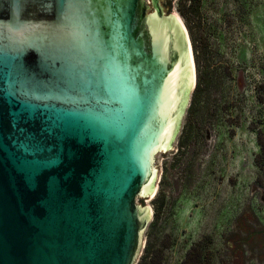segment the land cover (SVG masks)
Masks as SVG:
<instances>
[{
  "label": "water",
  "instance_id": "95a60500",
  "mask_svg": "<svg viewBox=\"0 0 264 264\" xmlns=\"http://www.w3.org/2000/svg\"><path fill=\"white\" fill-rule=\"evenodd\" d=\"M148 10L0 0V264H137L194 87L174 7Z\"/></svg>",
  "mask_w": 264,
  "mask_h": 264
},
{
  "label": "rangeland",
  "instance_id": "374dc122",
  "mask_svg": "<svg viewBox=\"0 0 264 264\" xmlns=\"http://www.w3.org/2000/svg\"><path fill=\"white\" fill-rule=\"evenodd\" d=\"M173 7L211 62L199 60L176 153L160 162L137 264H200L198 257L262 264L256 257L264 250L247 246L240 257L230 246L242 211L248 228L264 229V0H176Z\"/></svg>",
  "mask_w": 264,
  "mask_h": 264
},
{
  "label": "flooded vegetation",
  "instance_id": "af4514ba",
  "mask_svg": "<svg viewBox=\"0 0 264 264\" xmlns=\"http://www.w3.org/2000/svg\"><path fill=\"white\" fill-rule=\"evenodd\" d=\"M148 3V7H149V15H152L154 13H156L157 11L161 12L164 16H165V12L167 11H171L173 4L175 3L176 0H165V2L163 3L162 1L164 0H145ZM159 1V2H157ZM165 10V11H164ZM166 18H174L176 19L179 23L180 21L178 20V18L175 15H169ZM181 24V23H180ZM182 26V24H181ZM183 32H184V36H185V49H186V59H187V63L189 64V67L191 68V74H192V82H191V87L193 85V72H194V86L197 83V74H196V69L199 68L200 66V62L199 60L201 59H205L207 58V62L210 63V59L209 56L211 54V51H201L200 49H198L195 45V41L191 38V34L190 31L188 29V27L185 25L184 23V27L182 26ZM222 55L225 53H221ZM225 56V55H224ZM225 58V57H223ZM207 77L212 76L213 74L207 75L205 74ZM215 75V74H214ZM216 76V75H215ZM206 77V78H207ZM220 77V75H218V78ZM205 78V77H203ZM201 151H200V155H205V150L206 147L201 146ZM209 155V154H208ZM207 164V163H203ZM189 175V174H188ZM157 177H158V170H157V174H156V179L154 182V185L158 186L157 183ZM195 182L194 180H192L191 176H187V179L185 181L186 183V187H194L195 186ZM206 184V183H205ZM248 206L245 207V210H247ZM237 221V227H238V231H236L234 233V241L232 246L233 249V255L235 256H240V257H246V253L244 252V249L249 246V247H253V249H258L259 251L262 249L264 250V229H255V228H248L249 223H247V216L244 214V211L241 212V215L239 217L236 218ZM241 233L244 235L241 236ZM262 244V245H261ZM256 256V255H254ZM264 256V254H263ZM261 256V254L256 257L257 261H261L262 264H264V257Z\"/></svg>",
  "mask_w": 264,
  "mask_h": 264
},
{
  "label": "trees",
  "instance_id": "16d2710c",
  "mask_svg": "<svg viewBox=\"0 0 264 264\" xmlns=\"http://www.w3.org/2000/svg\"><path fill=\"white\" fill-rule=\"evenodd\" d=\"M191 2V1H190ZM146 252V254L144 255V257H150V254H152L151 253V245L148 247H145V249H144V253ZM153 253H154V251H153ZM162 255V252H160L159 251V254H158V252H157V254H156V256H152V257H160ZM143 257V256H142ZM198 259H199V263L201 264V262H200V259H202V257H198Z\"/></svg>",
  "mask_w": 264,
  "mask_h": 264
},
{
  "label": "bare ground",
  "instance_id": "6f19581e",
  "mask_svg": "<svg viewBox=\"0 0 264 264\" xmlns=\"http://www.w3.org/2000/svg\"><path fill=\"white\" fill-rule=\"evenodd\" d=\"M181 22V21H180ZM181 24H182V22H181ZM183 27H184V25H182Z\"/></svg>",
  "mask_w": 264,
  "mask_h": 264
}]
</instances>
